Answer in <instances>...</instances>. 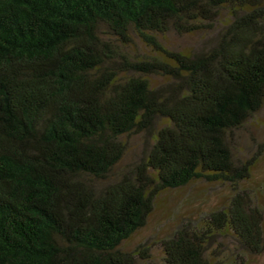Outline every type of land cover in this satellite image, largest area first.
Here are the masks:
<instances>
[{
    "label": "trees",
    "instance_id": "16d2710c",
    "mask_svg": "<svg viewBox=\"0 0 264 264\" xmlns=\"http://www.w3.org/2000/svg\"><path fill=\"white\" fill-rule=\"evenodd\" d=\"M263 113L264 0H0V264L264 255L240 186ZM196 180L227 204L179 224L159 261L123 248L162 191Z\"/></svg>",
    "mask_w": 264,
    "mask_h": 264
},
{
    "label": "rangeland",
    "instance_id": "374dc122",
    "mask_svg": "<svg viewBox=\"0 0 264 264\" xmlns=\"http://www.w3.org/2000/svg\"><path fill=\"white\" fill-rule=\"evenodd\" d=\"M168 41L172 46L186 48L195 41V38L171 36ZM141 49L146 50L144 47ZM260 122L253 130L257 136L264 134V113ZM240 186L249 190L250 194H255V202L264 214V154L253 165L249 178ZM229 196L230 189L227 185L199 180L183 187L164 190L158 195L155 207L146 224L127 238L122 246L126 250H133L140 245L147 246L150 248L152 257L159 261L162 258L160 246L162 239L168 237L183 221H194L200 214L226 205ZM263 263V254L247 255V264Z\"/></svg>",
    "mask_w": 264,
    "mask_h": 264
}]
</instances>
